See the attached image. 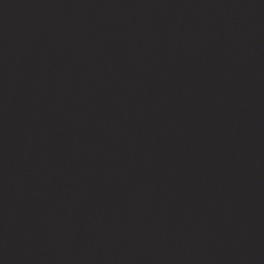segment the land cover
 I'll use <instances>...</instances> for the list:
<instances>
[{
	"label": "water",
	"instance_id": "obj_1",
	"mask_svg": "<svg viewBox=\"0 0 264 264\" xmlns=\"http://www.w3.org/2000/svg\"><path fill=\"white\" fill-rule=\"evenodd\" d=\"M0 264H264V0H0Z\"/></svg>",
	"mask_w": 264,
	"mask_h": 264
}]
</instances>
